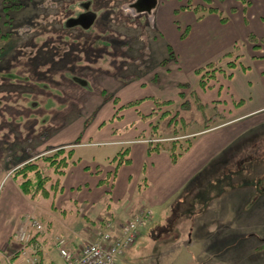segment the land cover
<instances>
[{
  "label": "crops",
  "instance_id": "1",
  "mask_svg": "<svg viewBox=\"0 0 264 264\" xmlns=\"http://www.w3.org/2000/svg\"><path fill=\"white\" fill-rule=\"evenodd\" d=\"M229 5H233L234 11L230 12L223 6L225 14L220 8L205 11L200 17L189 13L186 19H182L186 31L183 35L163 37L156 29L158 35L147 34L144 40L145 69L135 77L120 52L104 50L99 61L82 70L86 75H81L80 71L68 78L67 101L77 113L73 116V125L67 124L70 129L62 131L65 124L61 126L59 122L56 130L47 133L44 129L49 126L44 127V124L41 128L46 132L45 137L37 139L38 146L33 147L31 154H26L19 163L44 151L72 147L73 162L60 177L62 190L56 194L52 208L58 209L60 205L77 210L74 225L64 224L74 237L88 240L96 226L101 227L105 222L120 226L143 208L152 212L148 224L155 221L153 213H159L160 219L164 220L175 216L198 218L203 213L208 221L192 229L193 225L190 226V237L184 244V247L196 248L195 256H190V259L198 264H264V223L257 228L235 224L242 218L253 225L264 217V188L259 195L251 194L250 189L243 196L231 195L230 190L235 189L236 184L230 186L229 180L223 186L227 192L225 196L217 192L212 194L209 189L220 182L222 175L227 177L228 172L237 168L245 170L251 163L255 164L256 175L264 171V161H260L263 159H251L254 135L251 131L253 123L248 121L264 112L263 44L254 47L250 43L249 56L243 68L239 65L223 68L225 77L207 89L198 86L195 73L196 69L223 61L241 41L246 42L250 33L264 38V24L259 22H264V2L255 16L248 6L239 8L232 0L227 3ZM95 18L90 17L84 22L87 24L85 32L88 33L89 28L95 25ZM108 30L102 29L101 34ZM126 56L129 60L141 57L128 51ZM185 86L195 89L201 103L209 105L212 101H220V106L234 111L235 116L215 127L180 134L181 137L191 133L193 137L188 149L173 162L166 149L148 151L149 142L157 140L142 137L141 132L146 133L147 130L142 129L141 124L149 122L161 108L153 99L174 104ZM108 94L117 98L118 103L115 104L112 98L107 99L105 95ZM135 101H138L137 105L125 106ZM234 102L239 105L235 106ZM38 117L42 124L49 122L51 116L44 114ZM78 118L80 120L76 123ZM159 132L161 139L171 133ZM89 147L96 149H86ZM0 149L5 154L9 148L3 146ZM119 153L123 158H129V163L117 165L115 157ZM0 159L5 164L3 168L0 163V187H3L0 196V250L10 251L17 246L14 240L16 225L22 218L34 214L35 209L34 203L27 199L9 175L12 169L9 162L6 163L1 155ZM206 188L210 193L204 198L199 193ZM173 209L179 214H174ZM65 210L61 214H65ZM48 211L50 221L56 214ZM60 232L47 231L42 238L43 244L52 243L53 237ZM73 240H68L71 246ZM190 259H184L183 264Z\"/></svg>",
  "mask_w": 264,
  "mask_h": 264
},
{
  "label": "rangeland",
  "instance_id": "2",
  "mask_svg": "<svg viewBox=\"0 0 264 264\" xmlns=\"http://www.w3.org/2000/svg\"><path fill=\"white\" fill-rule=\"evenodd\" d=\"M228 2L230 3L231 0H18L14 8L7 12L4 10V0H0V36L4 35L3 38H0V148L3 146L9 148L5 154L0 149V155L4 156L6 163L9 162V166L12 167L9 173L11 178L13 169L23 164L25 161L19 162L26 157V154H31L33 147L38 146L37 139L44 138L45 133H50V130H56L60 123L61 126L65 124L62 131L70 129L67 124L73 125L71 122H74L73 116L77 113L75 114L67 101L68 78L82 72L91 63L99 61L104 50L120 52L123 60L128 61L131 74L137 76L143 73L145 69L143 65L147 61L144 54L146 53L144 40L147 34L158 35L160 32L163 37H169L171 34L183 35L186 31L183 29L182 19H186L189 13L193 12L200 17L204 9L220 8L221 12L225 14V11L222 10L223 6L229 8L230 12L234 11L233 5L227 6ZM263 2L232 0V3L239 8L242 5L248 6L254 11L253 16L259 11ZM90 17H96L95 25L89 28L87 33L85 32L87 24L84 22ZM224 17L228 18L227 15ZM262 17L264 18V14ZM65 22L68 23L67 28L70 30L65 33V40L75 45V48L70 51V55L74 57L73 67H79L75 72L67 71L66 65L69 64V59L64 52L67 46L56 48L59 38L64 37L60 26L65 27ZM259 22L264 24L262 20ZM105 28L109 29L108 32L101 34V30ZM90 29L92 30L90 31ZM96 38L100 39L96 40ZM102 39H107L109 45L104 46ZM250 43H260L264 46V38L255 36L254 41H251L247 36L246 42L241 41L236 50L223 61L211 64L202 69L199 74L195 72L198 75V86L200 87L201 77L207 82L204 89L211 87L213 82L220 83L221 78L226 75L223 68H230V63L243 68L244 61L249 56L247 51ZM127 51L136 57H141L127 60ZM262 53H264V49H262ZM142 59L143 62H141ZM133 60L138 62L134 63ZM81 75L86 74L82 72ZM113 75H115L114 72ZM90 76H92L91 73ZM180 93L181 97L176 103L162 101L169 102V104L162 105L149 122L141 124L142 129L147 130L146 133L141 132L142 137L148 138L152 135L157 141H160L159 143L165 145L174 140L178 141V144L184 145L185 141L191 140L193 136L190 133L180 137V134L215 127L227 118L235 116L234 111H227L226 107L220 106V101H212L209 105L201 103L194 88L185 86L180 90ZM105 96L107 99L114 97L109 94ZM234 104L235 106L239 105L237 102ZM51 108L53 110L49 111ZM44 114H49L51 117L49 122L44 118L45 123L41 124L42 119H39L38 116ZM79 120L78 118L75 122L78 123ZM248 121L253 123L251 131L254 135L251 159L257 161L259 157L263 159L260 161H264V112L249 118ZM44 124V127L49 126L44 129L46 132L41 128ZM154 126L155 128H153ZM159 131L171 132L169 134L171 137L164 136V139H161ZM42 147L43 145L38 149ZM53 150L44 151L36 157L50 154ZM0 163L4 168V161L0 159ZM39 163L46 165L42 164L43 162ZM245 168V170L237 168L233 172L231 170L227 173V177L222 175L220 182L214 183L209 188L213 192L212 194L217 192L220 196L227 195L223 186L230 180V186L236 184L235 189L230 187L232 188L231 195L243 196L249 189L251 194L259 195L264 188V171L260 170L261 174L256 175L254 163ZM48 175L53 181L57 177L52 168L48 169ZM234 179V182L231 181ZM49 182L46 183L47 188L50 185ZM15 183L19 187L16 180ZM2 191L3 187L1 186L0 196ZM209 193L206 188L199 194L207 198ZM27 199L34 203L33 209L35 210L32 215L41 220L48 233L60 230L61 234L58 235L67 241L74 238L75 241H72L74 247H78L87 240H79L69 229L64 227V224L67 225V223L69 226L74 225L76 209L60 205L58 209L52 208L55 198L53 201L41 196H37L33 200L28 197ZM234 205V209L237 210L236 204ZM79 208L83 212V209L78 206ZM47 210L54 211L56 214L54 219L49 221L50 211L47 212ZM63 210L66 211L65 214H61ZM42 211L45 212L42 213ZM173 211L174 214H179L175 209ZM27 216H31V214ZM153 217L154 223L144 222L138 237L140 239H137L133 247L125 251L118 264H183L184 259L187 261L190 256H195L196 248L184 247V244L190 237L188 235L190 226L193 225L192 229L194 226H202L201 224L208 221L205 214L201 213L198 218L189 219L176 218L177 216H175L164 220L160 219L159 213H153ZM168 219L169 224L167 225ZM262 222L264 223V217L255 221L253 225L250 221H243L241 218L235 224L236 226L257 228L263 226ZM19 225L20 223L16 225L15 230ZM159 226H164V228L161 230ZM99 227L96 226L92 230L91 238ZM51 244L50 242L45 245L44 260L45 262L59 263L60 258L57 250L52 248ZM184 264L198 263L190 259Z\"/></svg>",
  "mask_w": 264,
  "mask_h": 264
},
{
  "label": "built area",
  "instance_id": "3",
  "mask_svg": "<svg viewBox=\"0 0 264 264\" xmlns=\"http://www.w3.org/2000/svg\"><path fill=\"white\" fill-rule=\"evenodd\" d=\"M152 212L140 209L131 219L115 226L105 222L78 247L71 246L61 235L54 236L52 248L57 250L59 263L45 262L46 251L42 238L47 230L41 220L27 216L14 234L17 246L14 250H0V264H118L122 255L135 243L140 228Z\"/></svg>",
  "mask_w": 264,
  "mask_h": 264
},
{
  "label": "trees",
  "instance_id": "4",
  "mask_svg": "<svg viewBox=\"0 0 264 264\" xmlns=\"http://www.w3.org/2000/svg\"><path fill=\"white\" fill-rule=\"evenodd\" d=\"M18 0H4L5 7L4 10L10 11V9L14 8V6L17 4ZM204 9V8H203ZM205 11H217L215 8H207L204 9ZM222 20H224L223 17H221ZM68 20V19H66ZM69 22V21H68ZM67 24L65 22V27L60 26L61 33H64V37L62 36L59 38V44L56 48H59L61 46H64L66 50L64 49L65 55L67 54L69 59V64L66 65L67 71L75 72L78 70L77 67H73V59L74 57L70 55V51L75 48V45L71 44L67 40H65V33L70 32V30L67 28ZM4 35H1L0 38H3ZM248 38L251 39V41H254L255 36L250 33L248 35ZM104 42V46H108L109 44L106 41ZM256 43L254 44V47H256ZM123 51V49H121ZM83 52V51H82ZM127 58V57H126ZM89 60V59H88ZM129 60V59H127ZM90 61V60H89ZM211 64L207 65L206 67H209ZM229 66H233L232 63L229 64ZM204 67V68H206ZM196 69V73L199 74L202 69ZM212 76V75H211ZM135 77V76H133ZM65 78V77H64ZM205 79L202 77L200 78L199 85L201 88H205L207 85ZM155 105L158 107H161L162 105H168L169 102H162L158 99H153ZM113 102L116 104L118 103L117 98H113ZM138 101L127 103L125 106H134L137 105ZM155 128V126L153 127ZM150 139H155L152 135L150 136ZM160 141H150L148 151H159L166 149L170 152L171 160L173 162H176L177 158L188 149V147L191 144V140L187 139L185 141V144H178V141L174 140L168 145L159 143ZM73 149L72 147L66 148V147H58L54 149L50 154H44L42 156L36 157L32 160L26 161L23 164L19 165L12 171V178L17 181L19 184V188L21 192L26 195L31 200L35 199L37 196H41L45 199H50L51 201L54 200L56 194L62 190L61 184H60V177L64 175L66 168L73 162ZM115 160L117 161V165L120 163H129V158H123V154L119 153ZM39 162H43L41 165ZM52 168L53 172L56 174V179L54 181L50 179V176L48 175V169ZM31 174V175H30ZM51 181V182H49ZM50 183L49 187H46V183Z\"/></svg>",
  "mask_w": 264,
  "mask_h": 264
},
{
  "label": "flooded vegetation",
  "instance_id": "5",
  "mask_svg": "<svg viewBox=\"0 0 264 264\" xmlns=\"http://www.w3.org/2000/svg\"><path fill=\"white\" fill-rule=\"evenodd\" d=\"M70 21V20H69Z\"/></svg>",
  "mask_w": 264,
  "mask_h": 264
}]
</instances>
